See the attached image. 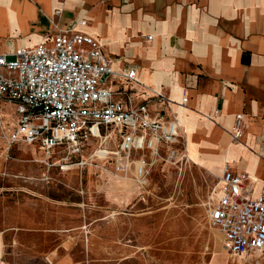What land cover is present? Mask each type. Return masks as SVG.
Segmentation results:
<instances>
[{"label": "crops", "instance_id": "0c3cea01", "mask_svg": "<svg viewBox=\"0 0 264 264\" xmlns=\"http://www.w3.org/2000/svg\"><path fill=\"white\" fill-rule=\"evenodd\" d=\"M59 33L94 37L115 70L136 69L138 83H123L135 105L151 97L143 84L164 92L183 123L189 156L211 161L217 181L227 165L264 179V0H0V54ZM184 97L188 103L179 105ZM150 108L170 113L153 100ZM238 114L246 128L231 143ZM24 147L40 150L19 143L8 151L0 137L1 179L10 176L12 151ZM6 190L0 184V264H21V236L36 227L20 206L4 203ZM60 247L46 259L71 264L58 258Z\"/></svg>", "mask_w": 264, "mask_h": 264}, {"label": "rangeland", "instance_id": "374dc122", "mask_svg": "<svg viewBox=\"0 0 264 264\" xmlns=\"http://www.w3.org/2000/svg\"><path fill=\"white\" fill-rule=\"evenodd\" d=\"M6 114L12 132L14 118ZM179 121V154L171 159L165 146L154 155H118L116 134L84 142L67 161L64 150L48 160L34 147L12 151L10 176L0 178L4 203L20 206L36 227L22 234L27 252L17 262L53 264L44 254L60 244L58 258L71 264H236L209 220L218 173L211 161L189 156ZM142 161L144 176L138 173Z\"/></svg>", "mask_w": 264, "mask_h": 264}, {"label": "built area", "instance_id": "2783aa9c", "mask_svg": "<svg viewBox=\"0 0 264 264\" xmlns=\"http://www.w3.org/2000/svg\"><path fill=\"white\" fill-rule=\"evenodd\" d=\"M10 56L15 60L9 61ZM134 82L138 83L136 69L115 70L102 43L84 34L59 33L53 39L45 37L35 47L0 54V137L8 151L19 143L36 145L47 160L57 150L66 151V161L76 157L84 142L104 134L120 138L118 155L127 159L138 151L158 154L160 146L167 148L170 159L176 158L182 126L171 110L174 102L164 92L141 84L151 97L135 105L124 85ZM151 100L170 113L151 110ZM187 103L188 97H184L179 105ZM6 105L12 107V132L6 130ZM245 128V115L238 114L232 139L239 142ZM144 164L142 161L139 175L146 174ZM215 192L218 198L210 206L209 220L222 234L226 251L236 264H260L264 179L236 173L227 165Z\"/></svg>", "mask_w": 264, "mask_h": 264}, {"label": "bare ground", "instance_id": "6f19581e", "mask_svg": "<svg viewBox=\"0 0 264 264\" xmlns=\"http://www.w3.org/2000/svg\"><path fill=\"white\" fill-rule=\"evenodd\" d=\"M100 153V155H102L101 153H103V154H107L106 152H99Z\"/></svg>", "mask_w": 264, "mask_h": 264}]
</instances>
